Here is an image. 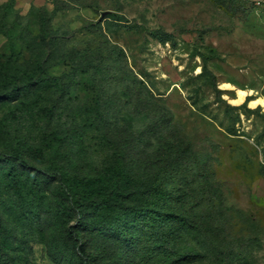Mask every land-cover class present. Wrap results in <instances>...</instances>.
I'll use <instances>...</instances> for the list:
<instances>
[{
    "label": "rangeland",
    "instance_id": "1",
    "mask_svg": "<svg viewBox=\"0 0 264 264\" xmlns=\"http://www.w3.org/2000/svg\"><path fill=\"white\" fill-rule=\"evenodd\" d=\"M258 98L264 0H0V264H264Z\"/></svg>",
    "mask_w": 264,
    "mask_h": 264
},
{
    "label": "trees",
    "instance_id": "2",
    "mask_svg": "<svg viewBox=\"0 0 264 264\" xmlns=\"http://www.w3.org/2000/svg\"><path fill=\"white\" fill-rule=\"evenodd\" d=\"M157 34H152L153 38H156L159 43L165 44L169 41V34L162 33L159 35V32ZM204 72L207 74L208 79L212 82V84H215V77L206 69L204 66ZM13 155L18 159L19 163L23 168H30L27 162L22 159L19 155V153L14 152ZM48 178L50 179H58L61 183V192L68 199L69 204L71 207L77 211L79 218L83 216V209L88 206L95 207L97 210L106 208L110 205L109 198L111 197H125L126 194L122 191L118 190H110L107 194H105L103 197L97 199L94 198V193L92 191H78L72 188L70 185H68L64 178L63 174L61 173V170L55 167V164H51L50 168L45 171ZM132 209L134 212H139L141 210V207L139 206H132ZM149 209H151L149 207ZM82 226V222L79 220L77 221L76 227ZM79 252L81 257H85V249L82 245L79 246Z\"/></svg>",
    "mask_w": 264,
    "mask_h": 264
},
{
    "label": "bare ground",
    "instance_id": "3",
    "mask_svg": "<svg viewBox=\"0 0 264 264\" xmlns=\"http://www.w3.org/2000/svg\"><path fill=\"white\" fill-rule=\"evenodd\" d=\"M244 96H245V93L242 91H239L238 92V98L234 102L235 103L242 102ZM249 105L252 107L260 106L264 111V100L263 99L258 98V99H255L253 101H250Z\"/></svg>",
    "mask_w": 264,
    "mask_h": 264
}]
</instances>
